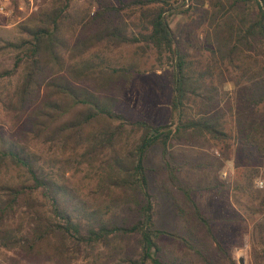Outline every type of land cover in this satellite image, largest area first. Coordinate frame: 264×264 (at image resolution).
<instances>
[{
	"label": "trees",
	"instance_id": "trees-1",
	"mask_svg": "<svg viewBox=\"0 0 264 264\" xmlns=\"http://www.w3.org/2000/svg\"><path fill=\"white\" fill-rule=\"evenodd\" d=\"M91 1L42 0L15 25L16 40L0 46L14 51L11 69L0 70V82L19 70L2 105L16 111L24 127L17 137L0 128V249L18 250L29 260L75 264L80 252L88 256L96 244L108 246V259L120 250L115 239L136 234L140 253L123 258L125 264H184L175 255H159V235L201 255L196 245L208 244L213 233L193 188L176 174L180 161L172 147L202 138L225 150L219 144L230 136L226 112L245 139L264 133V0H199L207 5L199 42L209 64L202 70H194L167 21L166 14L187 9L167 0H119L136 8V21L128 23L105 0H94L98 7L88 17ZM129 26L137 32L127 33ZM135 42L171 65L166 122L130 119L110 93L131 83L136 68L112 67L103 52ZM223 81L234 90L221 99V111L214 100ZM152 146L159 147L169 182L181 197V203L171 199L187 224L182 233L153 227L144 165ZM77 172L81 181L91 182L89 199H79L80 190L67 183ZM118 208L136 218L118 220ZM199 225L206 236H197ZM98 258L95 253L89 264H98Z\"/></svg>",
	"mask_w": 264,
	"mask_h": 264
},
{
	"label": "rangeland",
	"instance_id": "rangeland-1",
	"mask_svg": "<svg viewBox=\"0 0 264 264\" xmlns=\"http://www.w3.org/2000/svg\"><path fill=\"white\" fill-rule=\"evenodd\" d=\"M86 0H73L74 5H80ZM119 10L126 22H135L136 8L123 6L128 0H105ZM10 13L0 14V46L3 41H14L17 38L15 25L31 13L42 0H8ZM171 7L187 9L184 13L166 14L169 27L181 49L194 61V70H202L209 64V56L203 50L199 41L202 40L205 27V9L207 5L199 0H167ZM121 5V6H120ZM98 7L92 0L88 6V17L91 11ZM166 7V6H165ZM135 12L133 15L131 12ZM137 32V28L129 26L126 30ZM141 42L126 43L117 47L105 49L104 56L110 66L118 67L132 63L136 73L131 83L125 87L111 91L117 97V107L122 109L130 119L142 117L154 123L169 120V100L171 96V65L164 57L158 61L150 49L141 50ZM14 51L0 49V70L11 69ZM18 71L0 82V128L17 137L23 130V125L16 121V111L7 110L2 105L14 88L18 80ZM226 78L227 72L223 71ZM264 88L263 85H261ZM214 102L218 109L223 110V99L234 90L230 81H223L217 86ZM222 91V92H221ZM264 91V89L262 90ZM109 93V94H110ZM221 95V97H220ZM215 97V98H216ZM220 97V98H219ZM226 111V110H224ZM224 127L230 129V136L220 142L221 151L211 141L199 138L190 144H177L172 147V153L180 163L176 174L193 188V198L197 207L208 219V226L213 233V239L206 238L208 244L196 245L201 255L179 242H173L168 235H159L157 241L161 245L159 255L168 259L172 256L180 258L184 264H264V133L245 139L235 129V121L228 113L224 114ZM181 154L182 159L178 158ZM175 159H170L173 163ZM152 204L153 227L170 233L183 232L187 227L175 213L172 196L181 203L177 190L170 184L160 156V149L152 146L148 149L144 159ZM81 172L69 176L70 187H77L79 199H89L87 195L91 182L81 181ZM118 220L128 215V222L135 219V215L123 208H118ZM197 236H206L203 226L197 228ZM204 242V240H203ZM120 250L112 257L106 258L108 246L96 244L91 254L80 252L75 264H89L91 257L98 253V264H125L122 260L126 256L137 258L140 247L137 235H123L115 239ZM207 247L206 249H202ZM230 259V260H229ZM0 260L4 264H49L44 258L26 259L18 250L6 251L0 249ZM145 264H149L146 262Z\"/></svg>",
	"mask_w": 264,
	"mask_h": 264
},
{
	"label": "built area",
	"instance_id": "built-area-1",
	"mask_svg": "<svg viewBox=\"0 0 264 264\" xmlns=\"http://www.w3.org/2000/svg\"><path fill=\"white\" fill-rule=\"evenodd\" d=\"M30 4H32V0H28ZM9 2L8 0H0V14H8L10 13V8H9Z\"/></svg>",
	"mask_w": 264,
	"mask_h": 264
},
{
	"label": "water",
	"instance_id": "water-1",
	"mask_svg": "<svg viewBox=\"0 0 264 264\" xmlns=\"http://www.w3.org/2000/svg\"><path fill=\"white\" fill-rule=\"evenodd\" d=\"M238 262H239L240 264L242 263L240 259H238Z\"/></svg>",
	"mask_w": 264,
	"mask_h": 264
}]
</instances>
